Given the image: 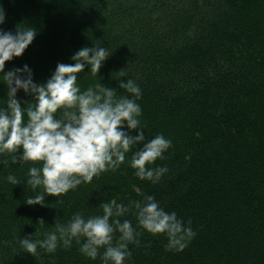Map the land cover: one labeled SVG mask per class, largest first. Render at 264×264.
I'll list each match as a JSON object with an SVG mask.
<instances>
[{"label": "trees", "instance_id": "obj_1", "mask_svg": "<svg viewBox=\"0 0 264 264\" xmlns=\"http://www.w3.org/2000/svg\"><path fill=\"white\" fill-rule=\"evenodd\" d=\"M0 7V29L36 30L4 71L27 65L33 82L43 83L81 47H105L99 81L85 66L81 90L133 79L146 138L171 140L152 165L168 168L158 183L135 177L128 153L116 171L59 197L45 195L41 204L26 203L29 164H0V264H100L75 242L52 253L37 247L32 256L17 239H43L56 219L96 215L102 201L127 204L146 194L190 220L195 236L183 250L166 251L165 236L141 230L124 264H264V0H0ZM15 96L21 106L32 100L22 90ZM9 173L20 183L9 184ZM121 219L136 224L131 213Z\"/></svg>", "mask_w": 264, "mask_h": 264}, {"label": "clouds", "instance_id": "obj_2", "mask_svg": "<svg viewBox=\"0 0 264 264\" xmlns=\"http://www.w3.org/2000/svg\"><path fill=\"white\" fill-rule=\"evenodd\" d=\"M4 20L0 7V25ZM35 35L36 30L26 25L14 33L0 29V82L6 88V98H0V157H9L8 161L0 159V164L30 165L24 184L32 195L26 203L41 204L45 195L59 197L102 172L116 171L128 153L133 175L158 183L168 168L152 165L163 159L171 140L162 134L146 138L137 103L140 86L128 78L117 80L116 87L97 82L81 90L78 74L87 66V72L97 78L110 54L99 45L81 47L70 56L72 63H57L43 83L33 82L27 65L4 71L5 61L19 57ZM117 89L123 93L118 94ZM17 90L31 95V102L21 106ZM4 179L11 185L20 183L11 173ZM98 206L101 212L96 215L76 211L63 223L56 219L42 234L43 239L19 237V249L33 256L37 247L52 253L58 246L68 248L75 242L79 253L88 259L99 257L100 264H124L131 256L129 245H139L141 230L165 236L166 251L183 250L195 236L190 220L185 222L175 211H165L152 195L127 204L111 198ZM129 213L135 226L132 220L121 219ZM38 223L44 225L42 220Z\"/></svg>", "mask_w": 264, "mask_h": 264}]
</instances>
